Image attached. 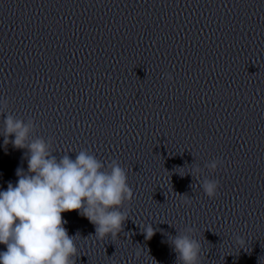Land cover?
<instances>
[{
    "label": "clouds",
    "instance_id": "1",
    "mask_svg": "<svg viewBox=\"0 0 264 264\" xmlns=\"http://www.w3.org/2000/svg\"><path fill=\"white\" fill-rule=\"evenodd\" d=\"M166 79H173L170 73ZM8 104H0L4 116V143L27 150V172L18 169L15 186L0 190V264H76L77 247L74 236L68 234L62 213L77 211L95 226L100 240H116L129 218L123 209L131 204L134 192L128 184L126 170L112 160L105 165L94 154L80 150L72 159L64 154L59 159L52 154L50 141L32 139L35 124L7 113ZM14 139L9 140V137ZM221 160H212L205 167L216 171ZM196 166L193 174L199 177ZM200 186L204 194L214 199L219 195V181L205 177ZM185 205H191L185 198ZM146 238L154 235L152 226L144 229ZM236 241L244 243L237 236ZM178 264H201L202 247L196 231L187 227L171 239ZM137 251L136 257L139 258Z\"/></svg>",
    "mask_w": 264,
    "mask_h": 264
}]
</instances>
